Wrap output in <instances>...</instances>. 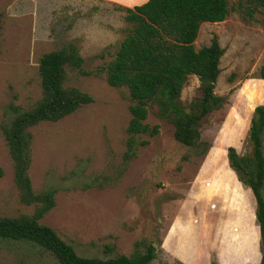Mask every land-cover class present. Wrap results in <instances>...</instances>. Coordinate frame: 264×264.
<instances>
[{"label": "rangeland", "instance_id": "obj_1", "mask_svg": "<svg viewBox=\"0 0 264 264\" xmlns=\"http://www.w3.org/2000/svg\"><path fill=\"white\" fill-rule=\"evenodd\" d=\"M132 2L143 0H0V216L33 212L19 201L1 125L14 118V108L28 110L40 99L41 56L73 43L84 61L81 71L90 74L68 69L64 86L93 102L30 129L33 191L55 192V206L40 223L82 257L130 256L152 244L150 264H257L253 208L227 150L249 154L250 119L264 105L262 16L243 23L239 0H227L224 21L200 26L195 50L213 35L224 50L214 93L226 98L201 127L205 153L203 145L176 142L173 126L152 107L144 123L158 126V133L136 137L137 152L126 163L131 102L125 87L107 84L102 69L126 36L124 9ZM199 98V82L191 76L180 102L190 108ZM106 247L114 252L105 253ZM0 264L58 263L39 246L0 239Z\"/></svg>", "mask_w": 264, "mask_h": 264}, {"label": "trees", "instance_id": "obj_2", "mask_svg": "<svg viewBox=\"0 0 264 264\" xmlns=\"http://www.w3.org/2000/svg\"><path fill=\"white\" fill-rule=\"evenodd\" d=\"M229 12L227 0H147L124 9V20L129 25L126 36L102 71L110 87L127 89L131 102L124 154L126 163L137 152L136 137L158 133V126L150 128L144 123L152 107H156L158 119L173 126L176 142L191 148L203 145L200 154L205 153L208 145L201 142V127L226 103L225 97L214 93L224 50L216 35L209 45L199 50H195L194 42L202 24L222 22ZM238 12L243 23L257 21L255 16L261 15L257 22L264 30V0H239ZM97 57L103 58L104 55ZM83 62L78 47L73 43L43 54L38 61L40 99L28 110L14 108V118L9 124L1 125L19 201L32 206L33 212L16 217L0 216V239L39 246L58 264H150L156 258L152 244L146 247L145 252H135L130 256L115 254L108 259L82 257L52 228L40 223L55 206V192L33 191L28 173L32 160L30 129L42 122H57L93 102L88 94L64 86L68 69L90 74L81 71ZM191 76L199 82L200 101L198 105L187 108L182 106L180 96ZM248 141V155L239 156L234 148H228L227 158L255 203L259 264H264V105L253 110ZM113 252V248H105V253Z\"/></svg>", "mask_w": 264, "mask_h": 264}, {"label": "crops", "instance_id": "obj_3", "mask_svg": "<svg viewBox=\"0 0 264 264\" xmlns=\"http://www.w3.org/2000/svg\"><path fill=\"white\" fill-rule=\"evenodd\" d=\"M146 2V0H143V3H145ZM142 3V4H143ZM122 5V4H121ZM138 4H136L135 2H132V4H127L126 6L127 7H131V6H137ZM141 5V4H140ZM246 198H247V203H249V205H251L250 206V209H254L255 210V203H254V201H253V198H252V195H251V193H250V191L247 189L246 190ZM247 208L246 207H243V210H246ZM252 209V211H253V214H254V218H255V211ZM255 220V219H254ZM254 230H255V233H256V236H257V238H258V241H259V232H258V228H257V226L255 225V223H254ZM259 260H260V254H259V257H258V260H257V264H259Z\"/></svg>", "mask_w": 264, "mask_h": 264}]
</instances>
